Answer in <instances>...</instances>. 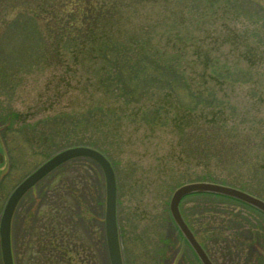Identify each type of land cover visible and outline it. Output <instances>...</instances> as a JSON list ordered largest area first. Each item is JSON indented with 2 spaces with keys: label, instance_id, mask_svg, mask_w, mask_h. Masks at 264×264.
Returning <instances> with one entry per match:
<instances>
[{
  "label": "rangeland",
  "instance_id": "1",
  "mask_svg": "<svg viewBox=\"0 0 264 264\" xmlns=\"http://www.w3.org/2000/svg\"><path fill=\"white\" fill-rule=\"evenodd\" d=\"M43 1L0 0V214L49 155L92 141L114 166L123 264H195L181 252L169 213L177 185L210 178L264 198V11L252 4L264 0H97L106 16L99 37L81 41L67 40V29H46L45 18L65 17L59 9L33 19L29 10ZM106 44L118 50L111 64ZM145 55L181 85L172 90L146 73L136 96H114L101 83L116 62ZM192 94L197 103L189 108ZM40 191L47 219L83 195L80 226L64 235L75 244L70 262L74 254V264H109L104 177L86 156L57 166L17 205L15 264H61L46 247L37 250L44 239L31 218ZM180 208L216 264H264V213L218 194L185 196ZM59 220L67 223L64 213Z\"/></svg>",
  "mask_w": 264,
  "mask_h": 264
},
{
  "label": "trees",
  "instance_id": "2",
  "mask_svg": "<svg viewBox=\"0 0 264 264\" xmlns=\"http://www.w3.org/2000/svg\"><path fill=\"white\" fill-rule=\"evenodd\" d=\"M252 4L256 9V11L258 10L264 11V6L262 4L257 2L256 3L253 2ZM40 8L38 10H32V11L29 10V13H31L33 19L38 20L39 13L40 15L41 13H50L55 9H59L61 12L66 13L65 17H61L58 20L57 19L53 20L54 23H51L48 18H45L44 21H45L46 29L48 30L60 31L61 28H63V30L67 29L69 31V35L66 36V39L70 41H75V40L81 41L83 39L94 40L95 38L99 37V35L96 32V28L99 26V23L104 18L106 19V16L100 18V9L97 0H45L42 3H40ZM69 28H73L74 30H70ZM105 47H106V51L105 50L104 51L106 55H108L107 59L111 64V62L117 58L118 50L112 49L110 44H106ZM148 57L149 56L147 55L139 56L135 60H133L134 62H125V60H122L124 62H116V63L114 62L115 63L114 67L111 66L107 74L101 77V83H103L105 88L114 96H117L120 93H124V92L127 95L128 94L127 91L132 96H136V92L139 91L137 87V85H139L138 82L140 81V83H142L144 81V79H142L141 77H143V75H145L146 73L152 76L155 75L156 79H159L161 80L160 82L167 84V86L170 87L172 90L175 89L176 86L178 87L179 85H181L180 84L181 81L180 79H178V75L175 72L167 73L164 70V67L162 68L159 64H155L154 62H151ZM126 95L125 97L127 99L130 98V96L128 97ZM196 103L197 102L195 96L192 94L190 96L189 103L185 105L186 107L193 108L192 106H195ZM85 119L89 123H92L93 120H95V115H93L92 111L88 110L86 112ZM96 120L99 121L101 119H96ZM82 143L94 145L92 141H82V140L71 141L68 142L67 145L82 144ZM200 179H208V178H200ZM78 197L79 198L74 201V203L76 202L74 208L70 207V204H68V206L67 205L62 206V204H60L61 205L60 209L55 210V212L52 215H50V217L47 219L44 217V215L39 214V208L43 206L44 204L43 201L45 198L44 195H42V191H40L39 200L41 199L42 201H40L39 206L38 205L36 206L35 214L31 218V222H32L31 229L36 228L35 234H37L38 231H40L39 233L42 234V237L44 239L43 244L38 243L37 250L46 247L47 252L49 254H54V257L58 261H60L61 264H71L70 262L71 257L69 256V252L74 251L75 253V250L73 249L75 244H73V242H70V239L68 241V239L64 235L68 234L65 232L68 230L70 231L72 230V232L69 233L74 234V228L80 226L82 220V216L80 215L81 214L80 209L83 208V206H85V202H84L85 198L83 200V195L81 197L78 195ZM54 209L56 208L51 206L50 210H54ZM61 213L65 214L67 223H62L59 220ZM27 217L29 216L27 215ZM61 224H66L67 228H62ZM56 226H60L59 233L55 232L54 230ZM37 242L39 241L37 240ZM74 257H75L74 254H72L73 264H74L73 262Z\"/></svg>",
  "mask_w": 264,
  "mask_h": 264
},
{
  "label": "water",
  "instance_id": "3",
  "mask_svg": "<svg viewBox=\"0 0 264 264\" xmlns=\"http://www.w3.org/2000/svg\"><path fill=\"white\" fill-rule=\"evenodd\" d=\"M77 156L94 159L102 169L105 180L104 230L110 264H122L116 223V184L113 168L109 160L94 148L88 146H71L63 148L23 178L9 194L0 217V250L3 264H13L10 245V224L13 211L22 195L39 179L61 163ZM4 164V154L0 147V168ZM194 192H206L227 195L248 203L264 213V201L233 186L211 182L191 181L176 187L169 200L170 215L184 237L196 252L202 264H212L207 254L194 238L179 210L180 199Z\"/></svg>",
  "mask_w": 264,
  "mask_h": 264
},
{
  "label": "flooded vegetation",
  "instance_id": "4",
  "mask_svg": "<svg viewBox=\"0 0 264 264\" xmlns=\"http://www.w3.org/2000/svg\"><path fill=\"white\" fill-rule=\"evenodd\" d=\"M190 225H191V224H190ZM190 225H189V226H190ZM190 228H191V227H190ZM192 231H193L194 236L196 237V239L201 243L202 240L198 237V235L196 234V232H195L194 230H192ZM161 238H162V237H161ZM178 238L180 239V241H182L181 248L183 247V249H182L181 252L184 253V251L186 250V251L189 252V253L192 255V257L194 258L193 262H194L195 264H202L201 261L199 260L198 256H197V254L195 253V251L193 250V248L190 246V244L186 241V239H185L182 235H179ZM163 239H165V238H163ZM182 253L179 255V257L176 256V255H175V257L172 256V258H174L173 260L175 261V259L178 258L176 261H179V259L181 258ZM154 257H156V256H154ZM176 261H175V262H176ZM211 261H212V259H211ZM212 262H213V261H212ZM213 263L216 264V262H213Z\"/></svg>",
  "mask_w": 264,
  "mask_h": 264
}]
</instances>
